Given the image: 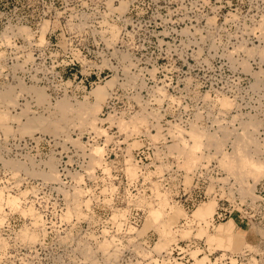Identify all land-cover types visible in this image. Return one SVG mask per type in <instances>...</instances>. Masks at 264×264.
I'll use <instances>...</instances> for the list:
<instances>
[{
	"label": "rangeland",
	"instance_id": "obj_1",
	"mask_svg": "<svg viewBox=\"0 0 264 264\" xmlns=\"http://www.w3.org/2000/svg\"><path fill=\"white\" fill-rule=\"evenodd\" d=\"M0 166V264H264V0H0Z\"/></svg>",
	"mask_w": 264,
	"mask_h": 264
},
{
	"label": "bare ground",
	"instance_id": "obj_2",
	"mask_svg": "<svg viewBox=\"0 0 264 264\" xmlns=\"http://www.w3.org/2000/svg\"><path fill=\"white\" fill-rule=\"evenodd\" d=\"M250 129H251V128H250ZM192 136H193V134L191 135V137H192ZM245 138H246V137H245ZM237 142H238V141H237ZM235 144H236V143H235ZM199 146H200L199 139H198L197 135L195 134V136H194V143L190 146V149H191L190 151H195V152H196L197 149H198V151H199ZM253 146H254V145H253ZM242 147H243V146H242ZM217 148H218V147H217ZM237 148H239V147H237ZM239 150H240V149H239ZM192 153H194V152H192ZM237 153H238V151H237ZM224 154H225V153H224ZM242 154H243V153H242ZM242 154H241V155H242ZM221 155H222V154H221ZM243 156H244V155H243ZM246 156H247V155H246ZM222 157H223V156H222ZM247 157L249 158V156H247ZM247 157H246V159H247ZM241 158H242V157H241ZM243 159H245V158H243ZM243 159H240V160H243ZM251 159H252V158H251ZM247 160H248V159H247ZM250 161H251V160H250ZM261 161H262V160H261ZM261 161H260V162H261ZM247 162H248V161H247ZM243 163H245V161H244ZM248 163H249V162H248ZM251 163H252V162H251ZM251 163H249V165H251ZM253 163H254V161H253ZM261 163H262V162H261ZM99 164L102 166V163H101V162H100ZM246 164H247V163H246ZM256 164L258 165V161L256 162ZM256 164H254V165L256 166ZM262 164H263V163H262ZM254 165L252 164L253 167H254ZM259 165L261 166L260 163H259ZM252 166H249V167H252ZM260 166H258V167H260ZM258 167H257V168H258ZM254 168H255V167H254ZM199 202H200V201H199ZM203 202H205V201H203ZM203 202H201V203H203ZM197 203H198V202H197ZM197 206H198V205H197ZM197 206H196V207H197ZM196 207H195V208H196ZM195 208H194V209H195ZM208 208H210V207H209V206H205V208H203L202 211L205 212V210H206V212H207V209H208ZM194 209H193V210H194ZM112 241H113V240H112ZM202 257H203V256H202ZM198 260H199V259H198ZM200 260H201V261H199V263L201 262V264H206V263L204 262L203 258H202V259L200 258Z\"/></svg>",
	"mask_w": 264,
	"mask_h": 264
},
{
	"label": "built area",
	"instance_id": "obj_3",
	"mask_svg": "<svg viewBox=\"0 0 264 264\" xmlns=\"http://www.w3.org/2000/svg\"><path fill=\"white\" fill-rule=\"evenodd\" d=\"M0 173H1V175L3 176L4 174H5V176H6V174H7V172H4V170H3V168L0 166ZM8 176V175H7ZM204 196V195H203ZM198 200H200V199H193V201L191 202V205H193L194 204V202L196 203V202H198ZM187 209V208H186ZM186 209H185V211H186ZM214 213H216V211H214ZM179 248H181L182 249V247H179Z\"/></svg>",
	"mask_w": 264,
	"mask_h": 264
}]
</instances>
